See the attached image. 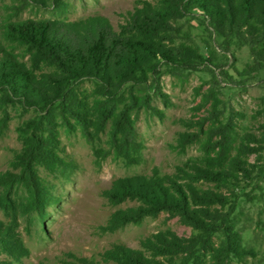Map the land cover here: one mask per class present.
<instances>
[{
  "label": "rangeland",
  "instance_id": "1",
  "mask_svg": "<svg viewBox=\"0 0 264 264\" xmlns=\"http://www.w3.org/2000/svg\"><path fill=\"white\" fill-rule=\"evenodd\" d=\"M62 1L66 6L62 14H56L21 0H0V20L69 22L100 15L117 29L142 2H157ZM177 26V43L197 48L203 59L172 70L162 68L159 85L164 96L148 90L151 108L131 112L136 138L143 145L138 165L126 166L113 157L109 124L98 134L92 128L93 135L87 140L74 121L62 122L57 102L48 108L55 113L48 124L47 111L26 109L0 92V176L19 171L12 162L24 146L22 128L25 135L55 139L58 155L76 164L66 176L48 174L34 164L49 194L40 215L24 205L21 188L11 192L0 188V264H115L106 258L114 246L124 245L149 257L142 243L170 234L191 239L195 255L186 259L182 255L157 257L156 264H213L214 252L206 246L218 248L228 228L239 234L245 252L240 259L229 253L226 264H264V67H251L253 59L247 48L233 47L225 52L198 10L179 20ZM17 52L21 53V48ZM49 72L42 69V73ZM128 87L123 88L126 99L130 93L143 94ZM70 89L86 100L88 107L98 93L96 84L88 79L75 81ZM225 135L232 143V157L237 147L244 145L241 160L248 171L234 172L235 178L224 184L200 178L205 153L215 146L210 153L215 156ZM119 180L166 186L175 181L199 193L223 197V205L215 203L209 208L215 216L214 231L200 235L167 212L147 215L139 224H126L114 232L105 230L116 212L132 211L140 205L132 199L113 205L103 196Z\"/></svg>",
  "mask_w": 264,
  "mask_h": 264
},
{
  "label": "trees",
  "instance_id": "2",
  "mask_svg": "<svg viewBox=\"0 0 264 264\" xmlns=\"http://www.w3.org/2000/svg\"><path fill=\"white\" fill-rule=\"evenodd\" d=\"M21 2L56 14L66 6L62 0ZM193 10L204 16L207 26L222 41L225 52L233 47L247 48L253 59L251 67H264V0H157L155 4L142 2L117 29L100 15L69 22L0 20V92L26 109L47 111L48 124L50 116L55 117L48 108L57 102L62 122L74 121L87 140L93 135L92 128L98 134L109 124L108 141L113 157L122 159L126 166L138 165L143 145L136 138L131 112L151 108L148 90L164 96L159 85L162 68L172 70L203 59L197 48L177 43V22ZM19 48L21 53L17 52ZM26 56L28 59L24 61ZM42 69L50 72L42 73ZM83 79L93 81L98 91L90 107L70 89L72 83ZM127 85L128 89L137 88L143 94L130 93L126 99L123 88ZM22 129L24 146L12 162V167L19 171L1 175L0 188L5 192L21 188L24 205L40 215L49 202L44 201L49 199V194L34 164L38 163L48 174L59 176H66L76 164L58 155L55 139L25 135ZM224 138L227 142L217 145L215 156L210 154L215 146L205 153L200 178L224 184L235 178L234 172L248 171L241 160L244 145L240 144L232 157V143H228L226 135ZM103 196L113 205L127 199L140 203L135 210L116 212L105 229L110 232L126 224H139L147 215L167 212L206 236L214 231L215 224L210 206L224 204L221 196L199 193L192 186H180L175 181L166 186L145 180H119ZM228 229L218 248L206 246L214 252L213 264H226L229 253L240 259L245 252L239 234ZM142 248L149 257L116 245L106 253V258L115 264H156L157 257L182 255L186 259L195 255L193 241L174 234L147 240Z\"/></svg>",
  "mask_w": 264,
  "mask_h": 264
}]
</instances>
